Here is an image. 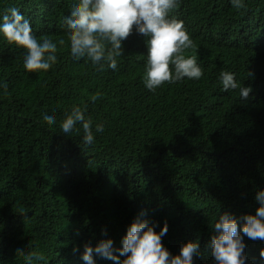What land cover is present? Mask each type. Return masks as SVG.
Returning a JSON list of instances; mask_svg holds the SVG:
<instances>
[{"label":"trees","instance_id":"trees-1","mask_svg":"<svg viewBox=\"0 0 264 264\" xmlns=\"http://www.w3.org/2000/svg\"><path fill=\"white\" fill-rule=\"evenodd\" d=\"M71 4L0 0V13L17 7L37 38L65 40L48 71L28 73L23 49L0 38V81L8 85L0 92V264H26L29 253L43 257L33 264H85V244L111 238L119 247L141 211L150 223L167 221L162 244L171 254L198 240L194 264H214L211 224L219 212L255 214L264 189V0H245L240 10L229 0H180L171 15L190 33L195 47L185 55L197 56L204 75L155 93L142 82L141 34L123 41L115 71L70 56ZM221 71L252 89L247 99L221 90ZM85 104L93 123L105 124L87 148L82 133L59 128L65 112ZM50 108L56 124L43 119ZM244 242L247 264H264V242Z\"/></svg>","mask_w":264,"mask_h":264},{"label":"clouds","instance_id":"clouds-1","mask_svg":"<svg viewBox=\"0 0 264 264\" xmlns=\"http://www.w3.org/2000/svg\"><path fill=\"white\" fill-rule=\"evenodd\" d=\"M229 3L237 10L246 6L245 0H229ZM179 4L180 0H72L70 11L64 17L69 54L75 61L83 58L98 70L115 71L118 58L123 57V41L134 31L145 37L147 54L142 82L147 90L155 93L163 85L185 78L198 81L204 70L197 56L185 55L186 50L195 47L193 39L183 21L171 15ZM0 38L23 49V68L28 73L48 71L57 61L58 45L65 43L64 39L53 40L49 35L37 38L30 19L17 7L0 13ZM218 81L223 92L238 89L241 99H247L252 91L238 81L232 71H221ZM0 92H8L4 81H0ZM99 95H92L91 102L95 103ZM87 112V104L73 105L59 122L64 136L82 133L81 143L86 148L94 145L96 133L105 131V124H94ZM43 119L50 124L57 123L56 113L51 108L43 114ZM254 199L258 204L255 214L236 217L229 212H219L211 224L214 234L209 247L214 264H247L244 237L264 242V189L258 190ZM145 215L141 211L134 218L120 239L119 247L114 246L111 238L100 240L95 247L85 244L82 261L96 264L95 254L113 264H194V257L200 255L199 241L182 243L179 253L173 255L162 244V237L168 232L167 221L159 226L156 222L150 223ZM157 227L159 231L155 230ZM259 256L264 260V249ZM24 259L26 264H33L34 259L43 257L29 253Z\"/></svg>","mask_w":264,"mask_h":264}]
</instances>
